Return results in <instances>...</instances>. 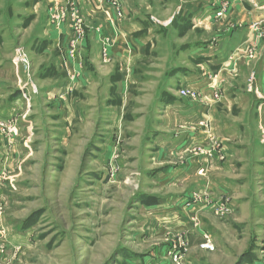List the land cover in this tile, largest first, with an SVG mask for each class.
<instances>
[{"label":"rangeland","instance_id":"rangeland-1","mask_svg":"<svg viewBox=\"0 0 264 264\" xmlns=\"http://www.w3.org/2000/svg\"><path fill=\"white\" fill-rule=\"evenodd\" d=\"M182 1L171 0L165 7L158 0L143 4L151 21L168 30L167 47L154 45L157 55L148 58L145 71L149 80L120 95L113 102L118 107H98L92 117L81 119L75 113L64 117L52 110L47 115L43 106L40 114L33 108L39 98L37 82L51 78L50 67L38 68L20 47L11 50L12 61L19 52L27 65L17 64L22 80L16 85L9 82L11 73L0 75V87L5 82L10 86V92L0 96V112L2 107L6 112L10 95L30 91L29 82L36 92L30 93L28 106L18 96L20 107L14 105L17 110L11 116L0 113V264H264L259 166L248 163L231 172L235 180H244L236 195L216 194L211 179L222 172L211 170L224 161L221 142L218 138L206 142L211 130L202 121L198 132L206 136L205 145L196 141L182 155L176 153L174 138L168 136L182 135L183 130L174 126V109L157 105L165 93L163 81L175 72L173 65L196 69L179 49L211 35L203 28L186 33L185 27L177 26L174 18ZM74 20L81 28L79 12ZM263 22L252 27L259 39ZM255 50L244 51L246 61L256 60ZM166 64L171 67L168 72ZM254 78L253 72L244 78L246 89H252ZM175 88L168 86L166 92L174 94ZM213 98L220 101L219 94ZM218 111L220 119L227 118L222 108ZM114 112L118 115L110 125ZM184 165L193 167L188 177L182 175L170 185L158 183L162 166ZM230 199L239 201L237 211L232 212ZM184 211H194L188 217L192 231L183 228ZM207 241L213 250L204 249Z\"/></svg>","mask_w":264,"mask_h":264},{"label":"crops","instance_id":"crops-1","mask_svg":"<svg viewBox=\"0 0 264 264\" xmlns=\"http://www.w3.org/2000/svg\"><path fill=\"white\" fill-rule=\"evenodd\" d=\"M150 1L77 0L71 6L68 0H0V75L11 73L9 82L15 85L22 80L21 66L10 56L12 49L22 48L34 59L33 64L38 63V68L50 67L51 78L37 82L39 98L34 100L33 108L40 114L50 115L52 110L64 117L75 113L82 119L96 115L93 110L98 107H118L113 102L120 95L150 79L145 71L148 73V58L156 54L154 45L167 47L168 30L153 23L151 15L143 10V4ZM170 2L158 0L157 3L165 7ZM77 12L82 19L81 28L75 24ZM260 20H264V0L182 1L174 18L177 26L185 27L186 33L203 28L211 35L206 41L188 43L179 49L196 69L173 65L175 72L162 83L161 90L165 93L157 98L158 107L174 109V126L183 130L182 135L175 132L168 136L174 138L176 153L182 155L196 141L204 144L206 136L198 132V123L202 121L211 130L206 142L210 144L214 138L221 142L224 161L211 171L222 175H214L211 189L223 197L240 192L244 180H235L231 172L248 163L259 166L256 181L264 188V35L259 39L252 28ZM11 26H15L13 32L21 30V33L14 34ZM261 27L264 33V22ZM18 35L20 38L16 39ZM104 41L111 45H104ZM251 47L256 49V60L250 63L244 58V51ZM170 68L166 64V72ZM252 72L254 84L252 89H246L244 78ZM168 86H176L174 94L166 92ZM180 90L192 92L194 97H182ZM8 91L10 86L5 82L0 87V96ZM217 94L219 102L213 98ZM14 95L9 96L8 103L5 101L4 105H9L6 112L2 107L0 113L4 118L17 110L14 105L20 107L17 105L20 93ZM213 104L218 110L222 108L227 118L220 119ZM42 106L46 107L44 112ZM113 114L109 124L117 118V112ZM20 123L24 124V120ZM177 138L181 141L177 142ZM158 149L161 153L165 151L161 146ZM161 153L158 157L163 160ZM162 167L157 179L164 185L172 184L182 175L188 177V172L193 171L187 165ZM250 178L247 176V181ZM238 203L230 199L232 212L240 208ZM186 211L181 212V219H187L183 228L192 231L188 217L194 211Z\"/></svg>","mask_w":264,"mask_h":264},{"label":"built area","instance_id":"built-area-1","mask_svg":"<svg viewBox=\"0 0 264 264\" xmlns=\"http://www.w3.org/2000/svg\"><path fill=\"white\" fill-rule=\"evenodd\" d=\"M77 0H68V3L69 5L73 6L75 3H76ZM77 22V21H76ZM15 60L14 63L16 62V64H21L22 66H26L27 65V60H26V56L24 54H21V53H17L16 56L14 57ZM20 65V66H21ZM28 86H29V89L30 91H22L19 95V97L24 101L26 102V106H28L29 104L27 103L28 100L31 98V92H33V89H34V93L36 92V89L35 87L33 86V84L31 82L28 83ZM32 89V90H31ZM180 94L185 96V97H190V98H193L194 97V94L192 92H189V91H185V90H181L180 91ZM204 249H208V250H213V247L212 245L210 244V242H206V244L203 246ZM174 258H176V254L173 255Z\"/></svg>","mask_w":264,"mask_h":264}]
</instances>
